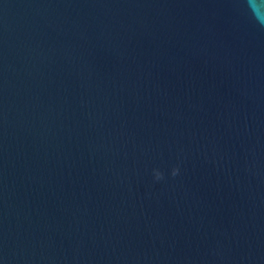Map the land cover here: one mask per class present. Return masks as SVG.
<instances>
[{
	"label": "water",
	"instance_id": "water-1",
	"mask_svg": "<svg viewBox=\"0 0 264 264\" xmlns=\"http://www.w3.org/2000/svg\"><path fill=\"white\" fill-rule=\"evenodd\" d=\"M0 264H264L247 0H0Z\"/></svg>",
	"mask_w": 264,
	"mask_h": 264
},
{
	"label": "clouds",
	"instance_id": "clouds-1",
	"mask_svg": "<svg viewBox=\"0 0 264 264\" xmlns=\"http://www.w3.org/2000/svg\"><path fill=\"white\" fill-rule=\"evenodd\" d=\"M248 9L251 11L253 17L261 24H264V0H247ZM178 169H173V175H176ZM155 178L157 180L163 178V173L159 170H154Z\"/></svg>",
	"mask_w": 264,
	"mask_h": 264
}]
</instances>
